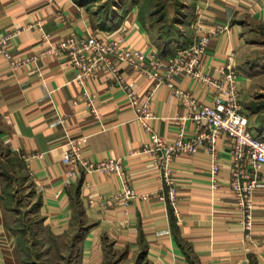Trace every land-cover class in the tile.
<instances>
[{
  "label": "crops",
  "instance_id": "0c3cea01",
  "mask_svg": "<svg viewBox=\"0 0 264 264\" xmlns=\"http://www.w3.org/2000/svg\"><path fill=\"white\" fill-rule=\"evenodd\" d=\"M192 5L185 38L190 44L208 37L199 55L201 70L218 79L220 68L232 57L248 129L264 139V58L250 63L245 30L251 22L264 24V0H194ZM89 6L84 0H0V31L17 33L10 44L12 53L35 56L18 67L0 65V144L21 159L38 194L37 211L44 225L51 234L65 236L78 217L73 264H264V168L254 193L251 237H246L229 186L228 136L216 143L221 158L217 186L204 149L176 157L166 170L158 169L152 165L154 156L141 151L145 144L155 136L171 140L182 120L190 132L197 131L179 96L166 83L155 86L154 79L123 64L139 96L135 104L101 75L80 83L77 69L51 50L75 31L82 36H121L147 55L175 52L156 43L140 17L138 1H124L105 17ZM173 82L207 102L216 91L214 85L190 76ZM84 89L95 94L97 118L84 101L73 102ZM149 95L155 117L138 118L137 110ZM79 135L88 136L82 155L90 161L121 160L138 194L129 204L115 199L124 188L117 174L82 167L73 177L66 175V141ZM29 153L35 156L27 159ZM169 181L176 188L174 204L167 197ZM144 193L146 199L140 197ZM13 247L17 243L8 231L0 188V264H11Z\"/></svg>",
  "mask_w": 264,
  "mask_h": 264
},
{
  "label": "built area",
  "instance_id": "2783aa9c",
  "mask_svg": "<svg viewBox=\"0 0 264 264\" xmlns=\"http://www.w3.org/2000/svg\"><path fill=\"white\" fill-rule=\"evenodd\" d=\"M16 35L14 31H0V65L18 67L28 64L35 58L34 55L16 57L12 53L10 44ZM44 38L48 40L50 35L45 34ZM207 42L208 37H202L166 56H160L156 51L147 55L144 51L126 44L121 36L97 34L82 36L72 31L53 44L51 50L58 52L77 69V80L80 83L101 75L112 84L121 87L135 104L140 102L139 96L123 73V64L154 79L155 86L166 83L179 96L187 107L186 118L195 122L197 131L190 132L182 120L171 140L155 136L151 144H145L141 151L154 156L152 165L158 169L166 170L168 164L176 157L184 154L194 155L200 149H204L210 155L212 163L213 186H217L221 158L216 143L220 137L228 136L231 140L229 186L242 214L241 223L245 235L251 237L255 208L254 193L264 168V139L248 129V117L240 103L238 72L232 65V57L229 56L227 62L220 68L218 79L211 78L201 70L199 55L205 50ZM181 76H190L200 82L214 85L216 91L212 101L198 99L191 92L176 86L173 79ZM80 101L86 103L89 112L95 118L99 117L93 92L82 90L73 100L74 104ZM149 101L150 95L141 102V109L137 110L138 118L148 120L155 117L150 111ZM87 141V135L67 139L62 156V162L67 168L66 175L73 177L82 167L89 172L101 170L117 174L123 177L124 188L115 195V199L129 204L138 194L121 160L105 158L98 162L90 161L82 155V148ZM26 156L29 159L35 154L29 153ZM169 184L167 197L174 204L176 188L171 181ZM140 197L146 199L147 194H141Z\"/></svg>",
  "mask_w": 264,
  "mask_h": 264
},
{
  "label": "rangeland",
  "instance_id": "374dc122",
  "mask_svg": "<svg viewBox=\"0 0 264 264\" xmlns=\"http://www.w3.org/2000/svg\"><path fill=\"white\" fill-rule=\"evenodd\" d=\"M84 1L100 17H105L127 0ZM136 1L143 23L152 30L161 48L174 52L189 45L185 34L194 13V0ZM245 30L251 50L250 63H255L264 58V24L251 22ZM0 188L7 210L8 231L17 243V249L13 247L9 253L11 264H73L78 226H81L78 217H75L76 227L65 236L51 234L37 211L38 194L27 178L21 159L1 144Z\"/></svg>",
  "mask_w": 264,
  "mask_h": 264
}]
</instances>
